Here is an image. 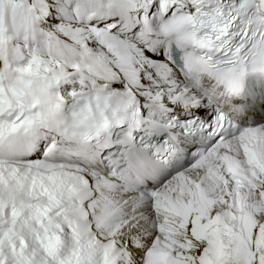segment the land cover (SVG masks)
<instances>
[{
    "label": "snow or ice",
    "instance_id": "snow-or-ice-1",
    "mask_svg": "<svg viewBox=\"0 0 264 264\" xmlns=\"http://www.w3.org/2000/svg\"><path fill=\"white\" fill-rule=\"evenodd\" d=\"M264 0H0V264H264Z\"/></svg>",
    "mask_w": 264,
    "mask_h": 264
},
{
    "label": "clouds",
    "instance_id": "clouds-1",
    "mask_svg": "<svg viewBox=\"0 0 264 264\" xmlns=\"http://www.w3.org/2000/svg\"><path fill=\"white\" fill-rule=\"evenodd\" d=\"M249 77H245L244 79H242L239 84L237 85V91L239 93V95H243L245 90H246V86H247V80Z\"/></svg>",
    "mask_w": 264,
    "mask_h": 264
}]
</instances>
